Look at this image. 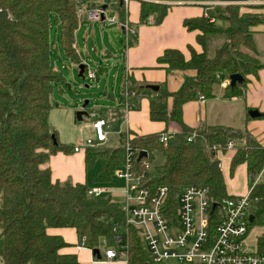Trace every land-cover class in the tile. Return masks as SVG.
I'll return each instance as SVG.
<instances>
[{
  "label": "trees",
  "instance_id": "1",
  "mask_svg": "<svg viewBox=\"0 0 264 264\" xmlns=\"http://www.w3.org/2000/svg\"><path fill=\"white\" fill-rule=\"evenodd\" d=\"M85 1L90 6L101 4ZM223 1L227 2L207 5V15L184 19L188 29L199 30L197 41L202 50L189 45L191 54L186 57L181 49L168 47L158 56V62L167 70L192 68L197 71L194 76L174 91L166 82L133 79L137 101L150 98L151 119L174 120L182 126L167 144L160 140L161 132L135 133L132 138L139 149L135 157L138 166L142 165L139 155L143 150L150 162L155 152L164 155L151 183L168 185L171 194L185 183H197L209 185L215 198L228 195L219 160L208 148L209 143L225 145L236 140L232 170L246 161L251 180L264 166V147L247 130L207 123L191 127L183 119L184 104L201 94L214 96V85L223 77L243 74L242 81L228 83L224 89L225 96H238L247 86L249 74L258 75L264 67L253 29L264 23V4L255 5L259 10L252 11L244 9L252 4ZM78 6V0H0V237L4 239L0 264H80L76 253L60 252L71 243L60 234L49 233L48 227H74L76 244L95 249L102 242L107 246L116 244L114 226L125 219L121 202L110 194L93 196L88 193L87 182L54 180L48 164L52 154L74 148L62 141L50 119L54 82L63 79L51 61L50 32L55 22L61 48L80 63L75 45ZM169 8L166 1L143 0L139 22H160ZM114 10L124 17L121 2ZM211 18L225 20L226 26H217ZM218 39L220 44L216 43ZM194 129L198 134L190 141L188 135ZM99 157L102 166L92 175L93 181H110L124 162L123 142L118 146L88 145L86 162L94 163ZM250 195L254 215L251 227L264 225V175L252 186ZM129 238V264H154L141 244L137 227L130 229ZM257 248L264 254V233L258 236Z\"/></svg>",
  "mask_w": 264,
  "mask_h": 264
},
{
  "label": "crops",
  "instance_id": "2",
  "mask_svg": "<svg viewBox=\"0 0 264 264\" xmlns=\"http://www.w3.org/2000/svg\"><path fill=\"white\" fill-rule=\"evenodd\" d=\"M100 1L102 2L103 0ZM165 1L170 3V8L162 21L157 23H139L141 1L140 5L134 4L133 7L129 3L128 17L136 32L129 44L126 42L125 35L123 36V50L120 56L116 54L115 48L108 43L106 36L105 26L107 24L113 25L115 24L114 22H110L104 17L101 20L92 21L84 15L80 19L79 26L76 30L75 45L80 56V63L84 62L88 67L96 70V78L100 86L104 78L103 76L108 74V80L104 87V97L114 101L109 100L112 106L116 104V106H119L123 110L125 113L123 128L129 127L134 135L135 133L145 134L163 131L176 133L182 129V126L174 120L166 122L151 119L149 113L150 98L147 96L140 98L135 108L128 111L124 109L121 101L127 69L130 68L132 79L137 82H166L170 90L174 91L179 89L190 77L196 74V69L176 68L167 70L164 64L158 62V56L168 47L181 49L186 57H190L191 54L189 45H193L197 50H202V45L197 41V33L199 30L188 29L184 25V19L202 14L206 15L208 12L207 5L220 3L219 0ZM110 11L115 12L114 15H118L112 8L108 10V14ZM109 15L113 16V14ZM211 20L214 24L218 22V19L215 18H211ZM119 29L124 34L123 28L119 27ZM259 53V57L264 62L260 49ZM89 55L91 59H88ZM67 58L71 63H75L79 67L80 63L75 62L69 56ZM51 61L55 68L61 71L62 82H65V74L60 68L59 62H55L52 59V52ZM99 74L102 75L101 78H99ZM112 80H114V83L111 87L110 83ZM227 84L222 80L216 83L213 88L214 96L207 97L205 101H202L199 97L187 101L183 106L184 122L191 127H197L201 123H207L241 128L242 130L250 132L261 146L264 147V67L258 70V75L249 74V81L247 86L243 87L241 95L225 96L224 89ZM86 101L89 102V99ZM169 104L171 106L172 97L169 99ZM106 122L107 125L108 121L106 120ZM64 142L73 144L69 139H65ZM73 146L74 148L71 151H59L51 155L48 164L52 168L53 179L64 181L70 178L74 182L80 181L87 182L90 186H102L101 182H95L92 178V175L100 167L89 169V164L85 159V149L80 148V150L76 151V145L73 144ZM236 152V148H231L219 153V158L222 163L221 169L224 174L227 193L245 194L251 188L250 174L248 173L246 161L238 163L235 169L232 170V159ZM90 177L92 182L89 180ZM105 189L108 192L110 191L107 187ZM48 232L60 234L69 243L75 244L62 247L60 252L76 253L80 264H128L124 258L109 259L105 257L103 252L102 257L99 258L97 254L93 253L92 248L77 245L78 236L74 227L50 226L48 227ZM251 233L252 241H255L257 245L258 236L264 233V225H252L247 239L251 238ZM3 248L4 239L0 237V256Z\"/></svg>",
  "mask_w": 264,
  "mask_h": 264
},
{
  "label": "built area",
  "instance_id": "3",
  "mask_svg": "<svg viewBox=\"0 0 264 264\" xmlns=\"http://www.w3.org/2000/svg\"><path fill=\"white\" fill-rule=\"evenodd\" d=\"M131 0H103L101 4L90 6L85 0H78L80 19L86 15L90 20H101L103 17L110 22H119L124 30L127 44L136 32L130 23L128 12ZM143 1V0H139ZM159 2L161 0H147ZM121 2L124 7V17L110 16L108 10ZM236 2L264 4V0H238ZM208 14V12H207ZM206 14V15H207ZM213 19V18H212ZM86 76L96 77V70L86 67ZM220 76V73H218ZM230 83V75L221 79ZM136 91L133 89V79L130 68L125 76V87L122 105L125 110L135 108L137 104ZM199 99L205 101L204 94ZM94 116L93 127L95 138H88L89 145H97L98 141L107 138L106 119ZM125 149L124 162L118 166L124 169L115 170V174L125 181L123 201L120 206L124 212V221L117 222L116 244L107 246L104 255L107 258H124L129 264L130 238L132 227L139 229L141 244L147 246L145 252L154 264H264V254L256 249H250L247 236L251 228L252 186L264 175V166L253 175L250 190L245 194H228L215 198L206 184L185 183L171 194L166 184L152 185L151 162L147 156H142V165L135 163L139 149L132 144L134 134L129 127L121 130ZM172 131H163L160 140L167 144L174 136ZM198 132L192 130L188 139L191 141ZM238 142L229 140L225 145L209 143L208 148L213 156L221 160L219 153L231 148L237 149ZM76 145L75 150H80ZM108 192L103 186H90L88 193L101 196Z\"/></svg>",
  "mask_w": 264,
  "mask_h": 264
},
{
  "label": "rangeland",
  "instance_id": "4",
  "mask_svg": "<svg viewBox=\"0 0 264 264\" xmlns=\"http://www.w3.org/2000/svg\"><path fill=\"white\" fill-rule=\"evenodd\" d=\"M91 1H100V0H91ZM164 1L165 0H161ZM220 3H225L227 1L219 0ZM242 3V2H240ZM131 7L134 4L140 5L139 0H131ZM248 4V3H246ZM252 4L253 7H244V9H250L252 11L259 10L258 5L263 4ZM256 5V6H255ZM264 10V7L262 8ZM115 12L110 11L109 14L114 15ZM98 21V20H94ZM115 24H107L105 26L106 36L108 43L115 48V52L118 56L121 55L123 50L124 43V34L123 31L120 32L119 27L121 25L119 22H114ZM140 23V22H139ZM146 23V22H145ZM53 27L50 32V41H51V52L52 59L55 62H59L60 68L65 74V82L56 81L54 82V89L52 95V101L54 107L51 111L50 118L54 127L59 130L60 138L64 141L65 139L71 140L73 144L79 145L82 149L88 147L87 139L95 138V130L93 127L94 116L91 115L92 111L98 113V115L103 116L108 121L106 125L107 138L104 141L96 142L99 145L105 146H118L123 142V135L121 130L123 129L125 113L123 110L116 106V104H111L110 101L113 100L107 99L104 97V87L108 80V74L104 75L102 79L101 86L98 85L97 78H91L88 76L79 75V67L75 63L67 58L65 52H62L61 44L58 39L57 25L55 22L52 23ZM219 27H225L226 21L223 19H218L216 23ZM255 29V40L258 43V48L262 52V58L264 59V23L253 26ZM217 39V36L213 38ZM218 39L216 43L220 44L222 41ZM220 42V43H219ZM62 49V50H61ZM61 51V53H59ZM88 59H91V56H88ZM64 65V66H63ZM102 75L99 74V78ZM114 80L111 81L110 86L112 87ZM61 87L63 88L61 90ZM89 99V102L86 103V100ZM110 100V101H109ZM68 143V142H67ZM164 161V155L157 151L155 152L154 158L151 162V173L155 174L157 171V166L161 165ZM243 162V161H242ZM102 166V158H97L94 163H89V169L94 167L98 168ZM124 169L123 167H118L117 170ZM231 174L230 172H228ZM92 182L90 177L89 179ZM252 183V180L250 178ZM102 186L110 189L108 194H111L114 199L119 202L123 201V191L122 188L125 186V181L118 177L115 173L112 175L110 181L102 182ZM247 244L250 249H256L257 245L255 241H252L251 238L247 239ZM75 244H68L66 246H71ZM146 252L148 253L147 246L144 244ZM143 247V248H144ZM107 245L105 242H102L99 246L101 253L105 252ZM1 258V256H0Z\"/></svg>",
  "mask_w": 264,
  "mask_h": 264
},
{
  "label": "water",
  "instance_id": "5",
  "mask_svg": "<svg viewBox=\"0 0 264 264\" xmlns=\"http://www.w3.org/2000/svg\"><path fill=\"white\" fill-rule=\"evenodd\" d=\"M86 67H87V64L84 63V62H82V63L79 64V75H81V76H83V77L86 76V75H85ZM243 79H244V76H243V74L240 73V72H235V73H231V74H230V83L233 84V85L236 84L238 81H242ZM154 87H155V88H158V85H154ZM86 102H87V101H86ZM144 155H147V151H145V150H143V151L140 152L139 157H142V156H144ZM253 217H254V215L252 214V215H251V219H253ZM93 253H94V254H97V256H98L99 258L102 257V253H101V251H100L99 248H95V249H93Z\"/></svg>",
  "mask_w": 264,
  "mask_h": 264
}]
</instances>
